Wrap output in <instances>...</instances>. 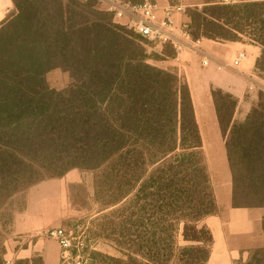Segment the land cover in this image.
Returning a JSON list of instances; mask_svg holds the SVG:
<instances>
[{
    "label": "trees",
    "instance_id": "obj_1",
    "mask_svg": "<svg viewBox=\"0 0 264 264\" xmlns=\"http://www.w3.org/2000/svg\"><path fill=\"white\" fill-rule=\"evenodd\" d=\"M13 2L0 24V206L46 179L91 171L97 193L109 188V217L120 221L124 258L110 260L149 264L136 247L151 264H207L213 237L201 221L217 202L191 90L176 67L150 62L173 53H150L148 40L94 0ZM184 15L193 39L247 36L259 45L264 76V0H207ZM55 68L70 74L63 90L47 83ZM212 97L233 206L264 208V91L240 122L231 93L212 89ZM238 263L264 264V243Z\"/></svg>",
    "mask_w": 264,
    "mask_h": 264
},
{
    "label": "crops",
    "instance_id": "obj_2",
    "mask_svg": "<svg viewBox=\"0 0 264 264\" xmlns=\"http://www.w3.org/2000/svg\"><path fill=\"white\" fill-rule=\"evenodd\" d=\"M154 1L160 6L168 3V0ZM159 14L162 16V11H159ZM181 15V17L179 14L175 15L177 23L187 21L185 15L183 13ZM200 46L202 50L221 63H231L239 51L246 53L245 59L234 67H219L215 63L203 66L201 55L193 51L185 52L180 63L174 58L163 60L165 66L176 67L187 78L203 139V149L205 147L209 164L212 165L209 173L214 186L217 212L201 221V224L211 231L213 237L207 264H235L237 261L246 260L248 249L264 243L262 230L264 208L233 206L232 173L225 138L213 102L212 89H221L231 93L237 99L233 122L245 120L251 109L258 103L259 92L264 91V80L256 69V61L262 53V48L245 40L219 42L206 38L201 40ZM211 134L218 144L217 149L213 151L207 150L209 147L207 135L210 137ZM43 184L46 183L40 182L32 186L29 194L38 190ZM26 212H18L15 215L14 230L17 233L32 234L42 229V225L23 218ZM5 255V260L10 261V264L19 262L60 264L62 259L59 245L41 237L29 240L26 247L13 253L14 257L8 258V254Z\"/></svg>",
    "mask_w": 264,
    "mask_h": 264
},
{
    "label": "rangeland",
    "instance_id": "obj_3",
    "mask_svg": "<svg viewBox=\"0 0 264 264\" xmlns=\"http://www.w3.org/2000/svg\"><path fill=\"white\" fill-rule=\"evenodd\" d=\"M168 1L170 3L182 1L190 8L196 6L201 7L207 0ZM139 2L141 1L137 0L133 3ZM96 5L104 9V6L97 3ZM13 13L14 8L11 9L9 13L5 14L0 6V24ZM180 15L181 14H179V16ZM114 21L119 24L126 22L125 19H114ZM178 23L180 24V22ZM121 25L124 24L122 23ZM243 39L248 41L247 36ZM164 50L168 53L172 52L174 58L173 48L169 44L151 43L149 46L150 53L162 54ZM169 59L171 58L168 57L167 60ZM150 62L159 67L169 68V66L163 64V61L155 62L151 60ZM259 75L264 80V76L260 73ZM46 80L51 88L57 90L67 88L72 82L69 72L62 68H55L49 71L46 74ZM236 122H238V120H236ZM207 141L209 144L207 150L213 151L217 149L218 144L215 142L216 138H214L212 134L210 137L207 135ZM203 153L210 172L212 165L209 164L205 147ZM41 183L46 184H43L38 190H34V192L30 194V188L24 192L18 193L9 200L7 204L0 206V249L5 264V254H8V258L14 257L13 253L26 247L29 240L41 237L38 233L39 231L57 227L65 228L73 237L75 244H79L80 247H82V254L80 257L81 264H117L108 257L124 258V245L121 244V238L118 232L120 221L117 218L109 217L110 209H105V205L110 199V192L107 190L108 187L104 186L102 189L100 188L97 193L96 173L73 169L61 178H49ZM18 212H26L23 218H26V221H35L39 225H42V229L32 234L17 233L13 228V224L15 215ZM41 238H44L46 241H53L49 238ZM254 248L255 247L248 249L246 260L249 258ZM131 251L140 261L151 264V262L148 261L149 256L145 254L143 258V254L139 253L136 247H132ZM237 262H235V264H237ZM60 264H64L63 258Z\"/></svg>",
    "mask_w": 264,
    "mask_h": 264
},
{
    "label": "built area",
    "instance_id": "obj_4",
    "mask_svg": "<svg viewBox=\"0 0 264 264\" xmlns=\"http://www.w3.org/2000/svg\"><path fill=\"white\" fill-rule=\"evenodd\" d=\"M90 1V0H83ZM104 6V10L112 14L114 19H125L124 24L134 32L143 36L152 44H169L174 51V59L182 62V55L187 51L199 53L202 65L215 63L219 67H234L246 57L244 51H239L231 63H221L201 50V38L193 39L188 22L177 23L175 15L185 13L187 5L182 1L160 6L152 0L133 3L126 0H94ZM0 6L7 14L13 9L12 0H0ZM162 11V16L159 14ZM41 237L52 239L59 245L64 264H81L82 247L75 244L73 237L65 228L57 227L38 232ZM10 264V261H6Z\"/></svg>",
    "mask_w": 264,
    "mask_h": 264
}]
</instances>
